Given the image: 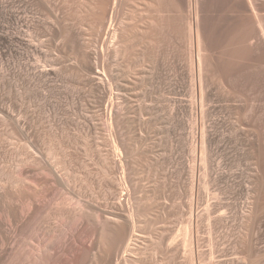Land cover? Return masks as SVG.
Masks as SVG:
<instances>
[{
    "label": "rangeland",
    "instance_id": "1",
    "mask_svg": "<svg viewBox=\"0 0 264 264\" xmlns=\"http://www.w3.org/2000/svg\"><path fill=\"white\" fill-rule=\"evenodd\" d=\"M191 1L0 0V264H264V0Z\"/></svg>",
    "mask_w": 264,
    "mask_h": 264
},
{
    "label": "bare ground",
    "instance_id": "2",
    "mask_svg": "<svg viewBox=\"0 0 264 264\" xmlns=\"http://www.w3.org/2000/svg\"><path fill=\"white\" fill-rule=\"evenodd\" d=\"M190 1H191V0H190ZM193 1H194V2H192V1L190 2V6L188 5V7H190V8L193 9V11L195 12V15H194L195 18H198V17H197V5H198V4H197V0H193ZM247 2H248V1H247ZM198 3H199V2H198ZM193 20H194V19H193ZM197 22H198V21H196V19L193 21V23L190 22V23H191V25H190V28H191V29H190V31H191L190 36L192 37L193 42H194L195 44L198 43L197 45H199V42H198V36H201L202 33L200 32L201 34L198 35V33H199V32H198V27H199V26L197 27V25H198ZM201 37H203V36H201ZM199 38H200V37H199ZM202 39H203V38H201L200 40L202 41ZM201 43H202V42H201ZM201 43H200V44H201ZM191 44H192V43H191ZM197 45H196V46H197ZM103 46H104V45H103ZM199 46H201V45H199ZM197 47H198V46H197ZM199 48H200V47H199ZM196 49H197V48H196ZM200 49H201V48H200ZM200 49H199V53H198V55H200ZM200 57H201V56H200ZM197 59H198V58H197ZM198 62H201V61L198 59ZM198 64H199V63H198ZM199 68H200V67H199ZM104 71H105V70H104ZM112 75H113V74H112ZM112 75H111V76H112ZM103 80H104V79H103ZM103 80H102V81H103ZM100 81H101V80H100ZM103 84H104V83H103ZM104 86H105V85H104ZM102 87H103V86H102ZM202 88H203V87H202ZM198 89H199V88H198ZM203 91H204V90H203ZM200 102H201V101H200ZM207 152H208V151H207ZM207 154H208V153H207ZM261 192H262V191H261ZM250 210H251V209H250ZM110 217H111V219H113L112 216H110ZM6 222H7V220H6ZM10 222H11V221H10ZM8 223H9V221L7 222V224H8ZM9 224H10V225H9ZM9 224H8V225L11 226V223H9ZM8 225H7V226H8ZM3 245H4V244H3ZM3 245H2V242H0V247H1V248H3Z\"/></svg>",
    "mask_w": 264,
    "mask_h": 264
}]
</instances>
